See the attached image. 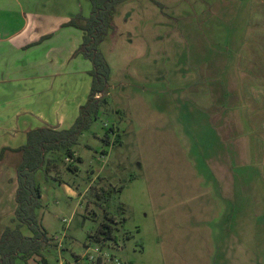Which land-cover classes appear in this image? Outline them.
I'll use <instances>...</instances> for the list:
<instances>
[{
	"label": "rangeland",
	"instance_id": "374dc122",
	"mask_svg": "<svg viewBox=\"0 0 264 264\" xmlns=\"http://www.w3.org/2000/svg\"><path fill=\"white\" fill-rule=\"evenodd\" d=\"M157 1L117 7L78 170L47 156L49 264H264V0ZM105 214L113 239L98 241Z\"/></svg>",
	"mask_w": 264,
	"mask_h": 264
},
{
	"label": "crops",
	"instance_id": "0c3cea01",
	"mask_svg": "<svg viewBox=\"0 0 264 264\" xmlns=\"http://www.w3.org/2000/svg\"><path fill=\"white\" fill-rule=\"evenodd\" d=\"M91 11L89 0H0V155L6 150L0 158V236L14 225L17 207L16 184L8 194L15 207L7 222L2 179L13 177L22 160L13 151L27 143L29 131L70 129L89 98L92 63L75 55L84 33L66 24ZM36 178L43 190L42 170Z\"/></svg>",
	"mask_w": 264,
	"mask_h": 264
},
{
	"label": "trees",
	"instance_id": "16d2710c",
	"mask_svg": "<svg viewBox=\"0 0 264 264\" xmlns=\"http://www.w3.org/2000/svg\"><path fill=\"white\" fill-rule=\"evenodd\" d=\"M92 11L89 17L77 15L68 27L80 29L84 33L83 43L75 55H83L92 63L90 76L92 77L91 91L85 105L80 108V114L72 127L67 130H53L39 128L27 133V143L13 152L21 155V164L17 172L18 188L16 192V210L12 219L13 226L4 228L0 236V264H49L43 253L44 245H49L54 239L50 238L43 223L38 218V211L44 208L42 201L43 190L37 182L36 174L47 164L48 154L63 153L67 159L81 161L76 156L74 146L79 143L83 133L91 128L107 103V99L99 100L97 95L103 94L108 88L111 67L100 50L110 30L113 29V19L117 7L128 0H89ZM161 6L157 0H151ZM3 150L1 152L4 154ZM69 169L77 171V166L69 163ZM111 193L108 192V195ZM101 199V194L98 193ZM114 218L107 214L100 223L95 237L112 240L115 231ZM24 228L31 235H25ZM93 239L94 236H90ZM96 264H102L99 259Z\"/></svg>",
	"mask_w": 264,
	"mask_h": 264
},
{
	"label": "built area",
	"instance_id": "2783aa9c",
	"mask_svg": "<svg viewBox=\"0 0 264 264\" xmlns=\"http://www.w3.org/2000/svg\"><path fill=\"white\" fill-rule=\"evenodd\" d=\"M67 161H69V162H72V160H70V159H67ZM99 251V250H98ZM97 251V252H98ZM100 252V251H99ZM101 253V252H100ZM100 255H102L101 257H100V259L103 261V259L102 258H104V257H106V254L105 253H101ZM58 264H69L68 262H65L64 260H61V261H59V263ZM103 264H105L104 262H103ZM117 264H119V263H117Z\"/></svg>",
	"mask_w": 264,
	"mask_h": 264
}]
</instances>
